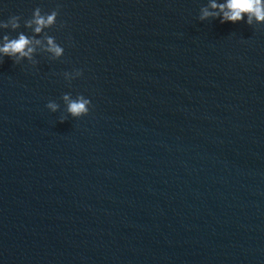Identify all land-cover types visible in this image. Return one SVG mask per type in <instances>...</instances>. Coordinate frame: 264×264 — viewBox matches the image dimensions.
Masks as SVG:
<instances>
[{"label": "water", "instance_id": "obj_1", "mask_svg": "<svg viewBox=\"0 0 264 264\" xmlns=\"http://www.w3.org/2000/svg\"><path fill=\"white\" fill-rule=\"evenodd\" d=\"M209 2L0 0L65 48L0 63V264H264V25Z\"/></svg>", "mask_w": 264, "mask_h": 264}, {"label": "clouds", "instance_id": "obj_2", "mask_svg": "<svg viewBox=\"0 0 264 264\" xmlns=\"http://www.w3.org/2000/svg\"><path fill=\"white\" fill-rule=\"evenodd\" d=\"M59 16L58 10L50 13H43L39 7L35 8L30 19L24 21V27L31 29L33 36L19 32L15 37L4 34L0 36V63L4 58L11 59L18 64L22 59L27 58L33 61L36 53V46H41L50 56L61 59L64 56L65 48L57 42L54 36L46 37L45 41L36 39L35 36L41 34L46 29L53 28L57 24ZM246 18V20H245ZM20 16H12L6 22L0 20V30L11 28L16 31L21 27ZM209 19H219L221 24L246 22L249 26L254 23L256 25H264V0H210L207 7L202 8V14L199 16L201 22ZM64 27V25H60ZM35 61L33 64L35 65ZM66 81L71 82L83 75L82 70H74L72 72L63 73ZM61 99L64 102L65 116L78 119L89 114L92 106L90 98L83 94L76 95L65 93ZM47 109L52 113L60 111V105L54 101H49L46 105ZM66 119L61 118L63 123Z\"/></svg>", "mask_w": 264, "mask_h": 264}]
</instances>
